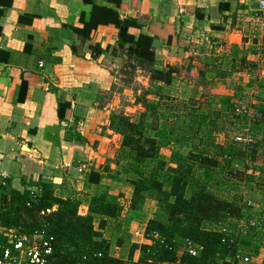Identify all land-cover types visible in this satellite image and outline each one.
<instances>
[{"label": "trees", "instance_id": "trees-1", "mask_svg": "<svg viewBox=\"0 0 264 264\" xmlns=\"http://www.w3.org/2000/svg\"><path fill=\"white\" fill-rule=\"evenodd\" d=\"M105 1L113 2L115 9L96 5L94 0H84L85 4L91 6L90 18L86 22L82 15V28H73V31L80 37L81 43H85L99 25H113L117 29V40L112 52L125 60L127 64L123 68L129 69L127 74H134L136 69L147 72L150 88L135 98V104L143 109L137 117L122 112L110 115L108 130L121 137L120 156L107 160L98 171H89L85 184L98 188L102 179L127 183L132 194L126 211L123 195H113L107 189L95 191L86 209L81 211V202L72 193L66 198L58 195L57 186L50 181L29 183V189L36 192L31 189L19 192L7 182L6 187H0V222L21 234L45 229L47 235L54 238L50 264H234L232 255L239 249L238 238L229 236L236 245L224 244L225 235L218 230V226L229 220L239 222L245 218L244 209L234 200L215 195L209 185L213 172L219 168V154L221 160L229 164V169H233L237 143L244 144L241 151L252 162L258 148L263 151L264 76L260 72L255 73L258 65L247 58L250 54L243 53V48L233 45L229 55H212L202 60L198 86L206 88L217 81L226 80L232 73L248 72L246 85L251 87L257 84L262 93V97L257 98L258 103L253 106L252 114L247 110L236 112L239 103H243L241 93L221 98L220 109L216 111H212L208 102L210 97L204 93L202 95L207 101L201 100V97L181 101L162 95L164 87L171 85L174 76L171 67L164 68L156 60L153 47L155 38L130 34L129 29H141L142 26L133 19L119 18L117 9L121 6V0ZM193 15L202 18L198 10ZM173 39V35L167 36L166 45H170ZM186 44L176 41V45L185 50L188 49ZM89 50L93 59L102 53L98 43L89 46ZM72 52L78 55L74 46ZM226 64L230 65L229 70L224 68ZM150 95L166 103L167 116L160 112L159 104L148 101ZM69 109V103L58 102L60 123L65 122V113ZM245 115L250 118L248 133L241 136L255 140L254 143L238 142L235 138L236 144L232 142L227 146L213 142L212 135L222 130L216 123L217 119H226L231 125L233 118ZM161 121L164 122L163 127L159 126ZM64 139L67 142L86 143L76 131V124L65 129ZM195 140L202 149L194 147L193 151L183 154L181 150L184 146ZM162 150L169 151V165L161 156ZM211 153L213 155H209ZM111 164L115 165L116 171ZM247 171L248 168L242 172L244 178ZM250 173V182L258 185L264 198V166L254 168ZM149 201L155 203L156 210L144 229L143 236L148 244L132 243L127 259L115 258L111 255V243L105 238V233L118 237L124 217L141 213ZM248 227L257 236L255 239L261 247L262 233L258 227L262 226H251L249 223ZM118 240V245H121L122 239L118 237ZM185 240L201 247L195 257L182 250ZM136 253L138 257L134 260ZM261 264H264V257Z\"/></svg>", "mask_w": 264, "mask_h": 264}, {"label": "crops", "instance_id": "crops-1", "mask_svg": "<svg viewBox=\"0 0 264 264\" xmlns=\"http://www.w3.org/2000/svg\"><path fill=\"white\" fill-rule=\"evenodd\" d=\"M257 1L121 0L117 12L121 20L133 19L142 26L129 29L130 34L155 38L156 60L169 64L168 57L175 60L189 54L193 61H202L203 47L217 54L218 45L245 42L247 36L237 29L241 26L236 19H250L259 11L264 23ZM94 2L115 9L113 2ZM196 10L202 18L193 15ZM90 13L91 6L84 0H0V177L19 192L30 190L31 182L50 181L58 195L66 198L72 193L83 210L90 196L106 189L103 185L110 181L102 179L98 188L89 187L85 184L89 172L78 174L79 164L98 171L100 163L113 158L111 144L120 141L119 135L108 130L111 110L101 101L118 82L115 75L121 59L112 53L117 29L99 25L81 43L73 28L81 29L80 17L87 22ZM169 35L174 39L166 45ZM176 38L187 43L188 49L177 46ZM97 43L102 53L93 59L89 46ZM59 101L70 104L62 123ZM75 124L85 144L65 141V129ZM94 158L97 164L92 166ZM124 199L128 203L130 197ZM140 243L148 244L144 238ZM137 257L138 253L134 260Z\"/></svg>", "mask_w": 264, "mask_h": 264}, {"label": "rangeland", "instance_id": "rangeland-1", "mask_svg": "<svg viewBox=\"0 0 264 264\" xmlns=\"http://www.w3.org/2000/svg\"><path fill=\"white\" fill-rule=\"evenodd\" d=\"M236 21L241 26L237 29H240V31L243 30V34L247 36L246 41L241 42V44L237 46L240 49L243 48L245 50L243 53L250 54L247 56V58L258 65V69L255 73L260 72V75L264 76V23L261 19L260 12L256 11V15L252 16V18L250 19L247 16H242L241 18L240 16H237ZM233 45H227L225 43H223L222 45H218L217 47H219L220 50L217 54L229 55L230 47ZM188 53H191V50H189ZM200 53V55H203L207 58L212 57V55L217 56L216 52L213 49L211 50L204 47L202 48ZM167 59L170 63L163 64V62H161L160 66H163L164 68L171 67L174 80L171 85L164 87L162 95H166L172 99L181 101L188 100L190 97H201V100L207 101L206 97L202 95L204 93L210 97L208 99L210 101L208 102L211 104V108L213 109L212 111H216L220 109L219 101L221 100V98L241 93V95H243V99L241 100L245 104V109L249 112V114H252L253 106L258 103L257 98L259 96L262 97V93L257 84L251 87H248V85H246L248 81L247 79H249L247 76L248 72L246 71L241 73H232L226 80L217 81L212 86L209 85L206 88L201 89L198 86V71L200 70V68H202V61H193L190 58L189 54H182V57L178 56L175 60H170V57H168ZM117 64L119 68L117 70L118 73L116 75L114 74L115 77L118 76V82L116 83L117 85H113V88L110 91L104 93L101 96V101L104 103H108V110H111L109 113V117L113 113L122 112L127 116L135 118L140 112L143 111L140 105L135 104V98L136 96L144 94L150 88L149 74L140 69H136L134 74L129 75L127 74L129 72V69L125 68L124 70L123 68V66L127 64L124 59L117 61ZM224 68L229 70L230 65L226 64L224 65ZM189 83H192L191 85H193V87L190 88ZM147 99L149 102L159 104L160 112H162L166 116L169 114L165 102L158 101L159 99L154 95L148 96ZM249 116L245 115V117L242 116L236 119L233 118L231 125L226 119H217L216 123L217 125H219V128H222V130L219 129L217 133L212 135L214 138L213 142L219 146H227L232 142H234L233 144H236V142L234 141V138L236 136H240L241 134L246 135L248 133V124L250 121ZM163 123V121L159 122V126L162 125L163 127ZM120 142L121 137L120 141L116 142V144H111L110 157L113 156V158H106L103 164L99 162V167L103 166L107 160H114L115 158H118L120 156ZM254 142L255 140L252 141V143ZM236 145L237 148L235 152L237 153V155H235L234 158H237L233 163V169H229V164H226V162L222 161L221 155H218L219 158H217V161L219 164V168L215 169V172H213V180L209 185V189L218 197L225 200H234L243 207L245 218H243L239 222L229 220L224 225H219L218 227L226 228L238 238V244H240L239 249L244 255H249L250 264H261L263 257V249L261 248L263 247V245L261 243L260 247L257 239H255L257 238V236H254V234L249 231L250 228L248 227V224L250 223L252 226V224L257 223L259 219L263 221L264 198L258 185H255L254 182H250L249 177L251 174V170H253L254 168H263L264 166V145L263 151H261L262 148H258L257 155L253 162L249 159V156H246L244 154L245 152L243 153L241 151L243 150L244 144L237 143ZM194 147H200L202 149L198 141L195 140L189 142L188 145L184 146L181 151H183V154H186L190 150L193 151ZM161 154L167 165H169V151L162 150ZM209 155H213V153ZM90 161L93 163V166L97 162V159L94 158V161ZM111 167L114 171L117 170L115 165L111 164ZM246 168H248L249 171L246 172V178H244L242 172L246 170ZM254 175L256 176V174ZM108 181H110V185H103V187H105L108 191L114 193L115 195H123L122 201L126 211L127 201L124 198L126 197L128 199V197H131V187L124 182H117L108 179L105 180V182L107 183ZM72 187L73 186H71V188ZM82 210L83 209H81V211ZM154 210H156V205L153 206L151 201H149L145 204L141 213L124 217L125 220L122 221L121 231L118 234V237L122 239L121 245H118L119 240L117 235H110L109 233H105V238H107V240H109V242L111 243L112 256L119 259H127L130 245L132 243L141 244V237H139L140 232L144 231L143 229L145 227H143V225L146 223V221L149 218H153ZM135 232L138 233V236H136ZM242 243H244L245 245Z\"/></svg>", "mask_w": 264, "mask_h": 264}, {"label": "built area", "instance_id": "built-area-1", "mask_svg": "<svg viewBox=\"0 0 264 264\" xmlns=\"http://www.w3.org/2000/svg\"><path fill=\"white\" fill-rule=\"evenodd\" d=\"M257 5L259 10L264 12V0H258ZM243 110L244 112L246 110L244 104L239 103L236 112L239 113ZM235 140L243 143L252 142L247 136L242 137L241 135L236 136ZM77 172H89L87 164H79ZM6 186L7 181L0 177V187ZM32 192H36V190L32 189ZM255 224L262 226L258 227V231L263 233V247L261 249H263L264 257V218L263 221L259 219V222ZM218 230L225 235L224 244L236 245L235 240L229 237L233 235L231 231L224 227H218ZM135 234L138 236L137 232ZM143 234L144 231H141L139 236L141 239L144 238ZM53 243L54 238L47 235L43 228L30 234H21L15 229L3 226L0 222V264H50L52 262ZM182 250L195 257L201 251V247L185 240ZM232 258L234 264H250L249 255H244L240 249L236 250Z\"/></svg>", "mask_w": 264, "mask_h": 264}]
</instances>
